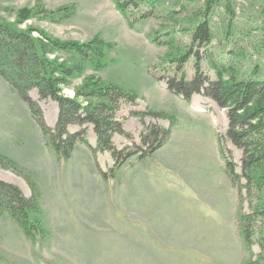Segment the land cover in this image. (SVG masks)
I'll list each match as a JSON object with an SVG mask.
<instances>
[{"label": "rangeland", "instance_id": "obj_1", "mask_svg": "<svg viewBox=\"0 0 264 264\" xmlns=\"http://www.w3.org/2000/svg\"><path fill=\"white\" fill-rule=\"evenodd\" d=\"M118 1L126 15L117 0H0V19L13 26L22 9L74 5L68 19L30 15L19 27L41 28L63 41L99 37L107 44L106 67H86L66 95L73 97L95 75L139 96L134 104L123 101L117 112L126 134H115L113 142L131 155L112 173L110 152L95 153L82 143L70 159L59 158L27 103L0 76V154L19 166L0 167V179L31 196L24 176L33 178L48 231L34 241L9 216L0 217V264H247L260 247L253 243L251 254L245 246L240 219L251 209L247 202L241 206L220 151L222 143L240 173L241 150L225 138L226 109L204 93L186 101L166 86L175 77L192 79L195 65L211 80L219 78L217 65L238 79L264 78V0ZM202 22L210 29L206 43L194 39ZM29 96L55 127L57 103L36 90ZM153 126L171 129L157 149L147 137ZM82 129L96 148L92 124L69 127Z\"/></svg>", "mask_w": 264, "mask_h": 264}, {"label": "trees", "instance_id": "obj_2", "mask_svg": "<svg viewBox=\"0 0 264 264\" xmlns=\"http://www.w3.org/2000/svg\"><path fill=\"white\" fill-rule=\"evenodd\" d=\"M134 1L141 3L145 0H130V3ZM116 5L126 15V7L118 0ZM75 11L74 5L61 6L55 10L35 6L17 13L16 26L0 19V76L27 103L33 118L48 136L59 158L70 159L77 144L82 143L95 153L98 150L110 152L115 161L110 171L115 173L131 155H123V150L116 148L113 142L115 134H126L117 112L123 101L134 104L139 96L95 75L75 88L73 97L63 92L71 79L81 74L86 67L90 66L96 72L106 67L107 44L99 37L86 42L63 41L53 38L41 28L19 27L30 15H42L45 19L57 21L72 17ZM149 16L150 14L142 15L140 19ZM133 23L129 22L130 26ZM210 37L208 24L202 22L194 39L206 43ZM181 58L183 56L180 60ZM215 68L218 80H211L198 71L195 65L196 74L192 79L188 80L184 76L172 78L168 80L166 88L186 101H190L195 93H204L226 109L228 127L225 138L241 150L240 173L236 171L237 165L228 158L222 143L220 151L227 174L237 187L241 206L247 202L251 209V212L243 214L240 219L245 246L251 254L253 243L257 242L260 247V252L247 264H264V78L238 79L237 73L224 65H217ZM32 90H36L41 99L51 98L57 103L58 118L55 127L47 124L40 106L30 99L29 93ZM132 115L142 118L143 113L134 111ZM86 124L93 125L96 148L85 138L84 129L78 132L69 130L71 125ZM148 132L147 137L153 138L151 148L157 149L169 140L171 129L153 126ZM143 142H146V137ZM150 152L152 151L140 154L139 158L148 157ZM0 167L19 171L18 164L2 154ZM24 177L31 187V196L25 195L19 186L0 179V217L9 216L29 239L44 240L48 231L39 218L41 208L38 189L33 178L26 175Z\"/></svg>", "mask_w": 264, "mask_h": 264}]
</instances>
